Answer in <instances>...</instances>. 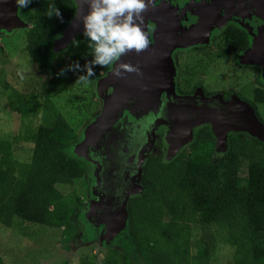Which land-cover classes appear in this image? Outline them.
Masks as SVG:
<instances>
[{
	"label": "trees",
	"instance_id": "1",
	"mask_svg": "<svg viewBox=\"0 0 264 264\" xmlns=\"http://www.w3.org/2000/svg\"><path fill=\"white\" fill-rule=\"evenodd\" d=\"M49 2L32 0L20 9L22 20L30 23L25 50L50 77L39 95L35 90L6 91L21 123L12 135H0V221L72 228V221L65 222L73 194L68 193L85 178L89 164L71 151L79 140L76 120H69L43 89L50 91L60 82L63 65L79 60L83 66L91 60L92 49L81 32L53 59L54 43L77 6L74 0H52L61 15L49 17ZM111 67L94 66L86 81L96 82ZM184 81L177 83L179 91ZM79 112L84 114L82 106ZM25 142L30 144L28 160L20 159ZM214 145L213 130L201 126L171 159L158 153L146 157L144 188L129 200L126 225L113 244L107 234L103 239L105 264H211L220 243L233 245V264H264V141L232 131L219 156Z\"/></svg>",
	"mask_w": 264,
	"mask_h": 264
},
{
	"label": "rangeland",
	"instance_id": "2",
	"mask_svg": "<svg viewBox=\"0 0 264 264\" xmlns=\"http://www.w3.org/2000/svg\"><path fill=\"white\" fill-rule=\"evenodd\" d=\"M5 3L8 6L5 14L10 11L11 18L7 19V24H0L1 136L12 135L21 123L20 115L12 111L7 103L6 91L8 89L21 90V92L27 93L28 90H35V93L39 95V91L42 90L40 89L41 85L48 82L50 77L49 74L40 72L25 50L24 32L30 26V23L26 21H23L24 23L14 22L21 18V8L17 7L15 0H5ZM263 4V0L259 3L258 0H255V3L251 5V11L253 10L251 13L255 14L256 12L262 15L264 12ZM162 8L163 5L157 6L158 10L155 11H161ZM155 21L156 23L150 21V19L148 21L151 39L156 46L153 52L159 51L163 39H167L168 44H170L173 43L172 38H180L181 34L183 37L185 36V33L181 31L176 13L170 18V23H165L162 37H160L159 32L160 25L158 26L160 23L157 20ZM142 23L140 27L144 31ZM192 39L190 37L188 40L192 42ZM64 42L61 38L59 45L64 44ZM183 42H185V39H183ZM189 43H183L182 46L177 47L181 49L191 45ZM148 47L147 45L142 50V54L145 53ZM62 49L57 48L54 43L53 59L59 56L58 54ZM168 55L170 60L168 59L163 64L166 62L173 64L174 73L170 78L173 85L167 81L161 85L157 84L158 92L151 95L145 102L141 101L138 96L130 97L127 100L122 96L117 97L121 93V88H117L116 84L108 85L104 83V77L108 72L114 70L113 66L108 72L103 73L96 82L81 81L78 79L80 74L66 71L61 76L60 82L50 91H45L47 87L43 89L45 95H49L54 102L62 107L69 120H76L79 140L71 148V151L83 158L81 150L79 152L78 149H82L81 147L87 139L88 133L89 135L91 133L92 136L97 137L96 141L99 144V150H96L97 158L102 157L104 162L99 158V164V161L95 162L96 160L94 161L90 157H84L89 164L85 178L76 183L72 191L70 188L67 189L70 190L68 194H73L70 197L68 205L70 212L67 214L65 222L72 221V228H67L66 224L59 228H53L19 219L6 222L0 221V257L4 264H83V261H86L87 264H105L104 260L108 249H105L103 239L108 232L109 222L106 215H100L97 218L92 216V207L94 203H102L101 205H103V202L109 200L114 212L118 214L124 212L123 217L125 216L126 225L129 200L141 193L144 188L142 181L144 160L148 155L154 153L160 154L165 160L171 159L169 157L170 140L173 139L172 134L178 129V118L185 117L187 123H190V120L192 122L198 121L193 125L190 124L192 134H194L197 127L207 126L212 128L215 144H217L214 149L215 156H219L221 154L219 150L227 147V134L232 129L228 127L227 129H221L220 132L215 131L217 130L215 124L218 121L225 124H234V112L238 111L254 122L253 109L251 110L249 105L237 96L238 93H247V86L253 87L251 77L246 76L243 79L241 73H236L235 75L238 78H235V80L238 83L236 84L237 89H233L235 95L229 97V99L224 97L223 91L228 89V84L226 85L217 76V73L220 68L228 69L231 63L229 64L227 59H220L215 62L216 64L210 66L205 75L204 89H207L206 93L196 91L191 95H183L177 88V83L181 77H183V81L189 80L188 75H191L192 71V80L198 79L196 76V68H198L195 64L196 58L189 56V54L177 53L176 49H173ZM184 56L186 62L181 64L188 63L191 70L183 72L179 77V72L176 71L178 69L176 65L177 58L183 62L185 61ZM64 62L62 61V63ZM144 62L147 63L148 61ZM209 64H211V61ZM63 66L66 67V65ZM171 72H167V75H170ZM144 80H141V82L147 84V79ZM169 84L171 85L169 86ZM182 84V86L189 88L188 84ZM162 91L165 94H160ZM153 96L155 100H152ZM39 98L42 99V96H39ZM136 105L138 107L137 112H135V108L132 109ZM80 106H82L84 114L79 112ZM194 108L201 112H188ZM262 110L264 111L263 108ZM84 117L85 120L82 121ZM187 117L191 119L189 118V120ZM37 120L40 121V117ZM254 125L258 126V123L254 122ZM240 126L235 127H238L237 129L246 128L243 125ZM242 132L243 134L246 133ZM185 137V135L179 136L177 140L185 139ZM177 140L174 139L175 144H181L177 153L186 148L191 141L183 140L180 143ZM261 140L264 139L261 138ZM25 143L24 150L20 151V159L22 160H28L30 154V144ZM133 154L136 155L133 156ZM91 157L94 159L95 155H91ZM125 174H129L127 181H124ZM120 183L122 184L119 185ZM96 213L98 214L97 211ZM120 220H124V218ZM231 227L237 228L236 223L231 222ZM116 234L109 238V242L112 244L113 237ZM236 239L232 238V240ZM233 249V245L229 243L218 244L214 250L215 255L212 256L211 264H233ZM0 264L2 263L0 262Z\"/></svg>",
	"mask_w": 264,
	"mask_h": 264
},
{
	"label": "flooded vegetation",
	"instance_id": "3",
	"mask_svg": "<svg viewBox=\"0 0 264 264\" xmlns=\"http://www.w3.org/2000/svg\"><path fill=\"white\" fill-rule=\"evenodd\" d=\"M74 1L78 7V2ZM260 1L258 0V3ZM254 3L255 0H154L156 10H158L157 6L163 5L164 14L162 11L155 12L159 15V18H162V14L166 19L167 16L171 17L176 13L181 31L185 33V36L188 33L191 36L196 35L195 40L190 43L188 38H184V43L191 45L181 49L174 48L177 53L181 52L182 55L194 56L196 58L195 64L198 66L196 68L198 79L192 80V71L191 75H188L189 80L184 82L189 85V88L187 86L182 87L183 90L180 89L181 94L191 95L196 91L206 93L207 89H204L205 75L210 66L216 64L215 62L220 59H227L229 64L231 63L229 68H220L217 73V76L226 85L228 84V89L223 91L224 97L229 99V97L235 95L233 89H237L236 84L238 83L235 80V78H238L235 75L236 73H241L243 79L246 76L251 77L253 87L247 86V93H238L237 96L242 98L251 110L253 109L254 122L264 129V111L262 110V108L264 109V12L262 15L256 12L252 14L251 5ZM157 17L153 14L150 21L156 23L155 18ZM183 58H185L183 62L177 58L176 65L178 69L176 71L179 72V77L183 72L191 70L188 63L181 64L186 62V57ZM210 61L211 64H209ZM199 112L201 111L196 108V113ZM233 119L234 124H225L219 121L215 124L219 132L221 129L232 128L227 134V144L229 133L232 131L237 133H243L242 131H244L249 139L257 137L261 140L260 137L247 130L248 127L255 126L252 120L238 111L234 112ZM240 125L246 128L237 129L241 127Z\"/></svg>",
	"mask_w": 264,
	"mask_h": 264
},
{
	"label": "water",
	"instance_id": "4",
	"mask_svg": "<svg viewBox=\"0 0 264 264\" xmlns=\"http://www.w3.org/2000/svg\"><path fill=\"white\" fill-rule=\"evenodd\" d=\"M78 2V7H77V11H76V15L73 18V20L67 25V27L65 28V30L62 33V36L60 38H58L55 41V46L59 49H62L64 46L66 47L67 44L73 40L77 34L83 32V22H82V18L83 16L87 13L88 11V0H76ZM5 10H8V6L5 3V0H0V24H7V19L11 18V12L8 11L7 14H5ZM156 7L154 5V0H146V7L142 13V25H143V29L144 32L147 35V38L149 40L148 43V49L145 51L144 54H142V50L139 52H136L135 50L132 51H128L125 54H123L116 62H114V64L112 65L114 69L118 68L120 64H129L131 66H133L136 70L135 71H125L123 69H120V75H116L114 73V70L111 72H108L107 75L104 77V83L106 84H116L117 88H121V93L117 96V97H124V99H128L130 97L133 96H138V98L145 102L147 101L151 95L155 94V92H158L157 89V84L161 85L162 83H165L166 81L168 83H171L170 78L172 76V73H174V67L173 64L171 65V63H164L165 61H167L168 59L170 60L169 57V52H171L174 48H176L177 46H182L183 45V39L184 38H188L190 39V37H192V40H195V36L193 35L191 36L190 33H188V35L186 36H182V34L180 35V38H172L173 43L168 44V40L167 39H163V44L162 46L159 47V51H154L153 49L156 48L155 43L152 42L151 39V35L148 29V21L149 19L152 17V14L158 16L157 18H155L157 20V22L159 21L160 24H158L159 26V32H160V37H162L164 34V26L165 23L168 22L170 23V18L167 16L166 19L164 18L163 14H164V9H162V18H159V15L156 14L155 11ZM6 19V20H4ZM6 22V23H4ZM14 22L16 23H24L22 18L18 19L17 21L15 20ZM179 36V35H178ZM61 38L65 41L64 44L59 45V42L61 40ZM154 38V37H153ZM190 42V41H189ZM63 46V47H61ZM64 47V48H65ZM168 56V58H166ZM164 60V61H163ZM144 61H148L147 63H145ZM169 71H172L170 75H167ZM144 79H147L148 83L147 84H143L141 82L145 81ZM172 84V83H171ZM169 84V86L171 85ZM173 85V84H172ZM160 94H165L163 91ZM115 97V98H117ZM152 100H155L154 96L152 97ZM129 104V103H128ZM144 103L142 104L143 107ZM136 109L135 112L138 111V107L133 106L132 109ZM188 112H196V108H194L193 110H189ZM188 119L190 117H187ZM191 119V118H190ZM189 119V120H190ZM192 123V125L194 123H198V121H194L192 122L190 120V123H187L186 118L182 116V118H178L177 124L178 129L177 131H175L171 137H173L172 140H170V152H169V157H173L176 153L177 150L180 148L179 143L175 144L174 139L177 140V137L179 136H186L185 139H180L178 142L182 143L183 140H191L192 139V131H191V127L190 124ZM256 126V125H255ZM250 127L247 130H249L253 135H257L258 137L264 139V129L259 126L255 129L254 127ZM215 128H217L215 126ZM242 129V128H241ZM218 131V130H215ZM179 132H183V133H179ZM219 132V131H218ZM89 137V138H88ZM88 137L87 139L83 142L82 145V149H81V154L84 157H90L92 160H96L95 162L99 161L100 164V159L102 162H104L102 157L97 158V151L99 150V144L96 141L95 136H92L91 133L89 135L88 133ZM136 149V148H135ZM136 151V150H135ZM132 152H134V150H132ZM138 152L140 153L139 149ZM91 155H95L94 159L91 157ZM136 154H133V156H135ZM97 158V159H96ZM137 158H138V154H137ZM138 163V162H137ZM136 163V164H137ZM129 174H125L124 175V181H127V177ZM122 183H120L119 185H121ZM102 203H94L93 207H92V216L94 217H98V216H104L106 215L108 218V232H107V236L108 238L112 237L115 233L119 232L121 230V228L125 225V216L123 217V211L122 214H118L116 212H114L112 209L113 207L111 206L109 200L106 202H103V205H101ZM122 206V205H121ZM103 209V211H102ZM96 211L98 212V214L96 213ZM104 212H106L104 214ZM112 218V220H111ZM121 218H124V220H120ZM103 220H105L104 218H102Z\"/></svg>",
	"mask_w": 264,
	"mask_h": 264
},
{
	"label": "clouds",
	"instance_id": "5",
	"mask_svg": "<svg viewBox=\"0 0 264 264\" xmlns=\"http://www.w3.org/2000/svg\"><path fill=\"white\" fill-rule=\"evenodd\" d=\"M18 8L27 7L32 0H15ZM146 0H88V11L83 16V36L92 49L91 60H85L83 66L79 60L61 68L58 75L66 71L80 72L78 79L86 81L94 75V66H112L123 54L135 50L139 52L147 47L149 40L141 29L142 13ZM45 14L60 17V9L50 0ZM120 69L135 71L129 64H120L114 69L120 75Z\"/></svg>",
	"mask_w": 264,
	"mask_h": 264
}]
</instances>
